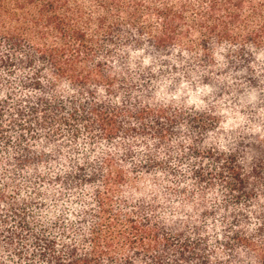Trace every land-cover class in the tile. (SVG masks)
<instances>
[{"label": "trees", "instance_id": "obj_1", "mask_svg": "<svg viewBox=\"0 0 264 264\" xmlns=\"http://www.w3.org/2000/svg\"><path fill=\"white\" fill-rule=\"evenodd\" d=\"M183 88L264 113V0H0V264H264V146L212 103L150 104ZM131 172L220 202L121 213Z\"/></svg>", "mask_w": 264, "mask_h": 264}, {"label": "rangeland", "instance_id": "obj_2", "mask_svg": "<svg viewBox=\"0 0 264 264\" xmlns=\"http://www.w3.org/2000/svg\"><path fill=\"white\" fill-rule=\"evenodd\" d=\"M141 54H135L132 60L137 61L141 58ZM217 58V57H216ZM261 60V57H259ZM219 61H215L218 64ZM259 68L258 64H255ZM157 67V64H152ZM179 75V80L187 84L188 78L186 72ZM168 75V74H167ZM166 75V79L169 77ZM175 93V92H174ZM225 94H227L225 92ZM227 97L222 96L219 100H210L205 95H193L191 92L183 88V92L176 94H168L161 90L150 100V104H173V106H185L187 108H206V104L212 103L218 114L219 124L222 130L238 132L245 130L255 135L258 141L264 146V113L259 116H248L247 109L242 107L238 102L231 105L227 102ZM208 99L207 101H204ZM237 102V101H236ZM262 112L257 110L256 113ZM129 171V167H126ZM178 180L164 175H154L153 173H135L131 172L125 182L118 184L113 194V206L125 213L134 211L142 206L145 211L151 213L156 221L173 223L175 221H185L190 218L196 221V210L200 207H212L219 204L220 195L214 188L198 189L190 183H186L183 187H178ZM203 190V192H202ZM201 192V193H200ZM259 206H264V195H261L257 202L250 207L249 221L250 225L255 223V214ZM205 226H210V221L204 222ZM205 230V229H204ZM209 237L210 247L214 245L211 233L204 231ZM226 254L218 250V257L227 260ZM216 264V263H212Z\"/></svg>", "mask_w": 264, "mask_h": 264}]
</instances>
